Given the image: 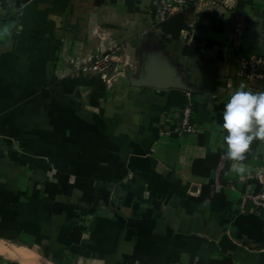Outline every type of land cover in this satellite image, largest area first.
Returning a JSON list of instances; mask_svg holds the SVG:
<instances>
[{"label":"crops","instance_id":"1","mask_svg":"<svg viewBox=\"0 0 264 264\" xmlns=\"http://www.w3.org/2000/svg\"><path fill=\"white\" fill-rule=\"evenodd\" d=\"M158 1L0 0V244L42 264H264V211L241 204L264 141L240 175L220 127L241 84L264 92L238 69L264 54V0H180L162 21ZM99 51L108 90L75 65Z\"/></svg>","mask_w":264,"mask_h":264},{"label":"clouds","instance_id":"2","mask_svg":"<svg viewBox=\"0 0 264 264\" xmlns=\"http://www.w3.org/2000/svg\"><path fill=\"white\" fill-rule=\"evenodd\" d=\"M224 158L235 162L237 174L246 172V153L253 141H264V92L245 90L241 84L222 112Z\"/></svg>","mask_w":264,"mask_h":264},{"label":"built area","instance_id":"3","mask_svg":"<svg viewBox=\"0 0 264 264\" xmlns=\"http://www.w3.org/2000/svg\"><path fill=\"white\" fill-rule=\"evenodd\" d=\"M183 4L180 0H159L155 15L160 21L165 19L174 7H180ZM113 51H99L88 56L86 63L75 64L82 74H93L101 79L106 87L110 89L114 73L117 72L118 63L113 59ZM239 74L250 84L259 83L264 85V54L248 55L238 59ZM189 111H184V125L188 127ZM250 178L254 180V189H251L242 196L241 204H250L254 209L264 211V170L255 173Z\"/></svg>","mask_w":264,"mask_h":264},{"label":"bare ground","instance_id":"4","mask_svg":"<svg viewBox=\"0 0 264 264\" xmlns=\"http://www.w3.org/2000/svg\"><path fill=\"white\" fill-rule=\"evenodd\" d=\"M0 242H2V241H0ZM4 243V242H3ZM7 245V244H6ZM6 245H4V244H0V253H4V252H7V253H10V254H12L13 256H17V257H20L21 259H23L24 261H36V262H38L39 264H42V262L39 260V258H37L36 256H33V255H30L29 256V252L27 253L26 251V254L23 252V251H20L21 249H18L17 248V252L15 251V250H11V249H9ZM10 246V245H9ZM12 256V257H13ZM26 261V262H27ZM25 262V263H26ZM23 263V262H22ZM31 264H32V262H31Z\"/></svg>","mask_w":264,"mask_h":264},{"label":"trees","instance_id":"5","mask_svg":"<svg viewBox=\"0 0 264 264\" xmlns=\"http://www.w3.org/2000/svg\"><path fill=\"white\" fill-rule=\"evenodd\" d=\"M179 18V17H178ZM75 232H77V231H75ZM75 232H74V234H73V237H72V239H73V241L75 242V243H78L79 241H80V235L78 234H75ZM130 264H132V263H130ZM146 264H149V263H146Z\"/></svg>","mask_w":264,"mask_h":264},{"label":"water","instance_id":"6","mask_svg":"<svg viewBox=\"0 0 264 264\" xmlns=\"http://www.w3.org/2000/svg\"><path fill=\"white\" fill-rule=\"evenodd\" d=\"M140 83H141L140 85H151L150 82H146V81H144V82H140Z\"/></svg>","mask_w":264,"mask_h":264},{"label":"rangeland","instance_id":"7","mask_svg":"<svg viewBox=\"0 0 264 264\" xmlns=\"http://www.w3.org/2000/svg\"><path fill=\"white\" fill-rule=\"evenodd\" d=\"M117 73V72H116ZM116 73H114V75L116 74ZM105 86V85H104ZM106 88V87H105Z\"/></svg>","mask_w":264,"mask_h":264}]
</instances>
